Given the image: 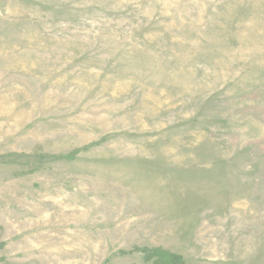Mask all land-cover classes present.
Masks as SVG:
<instances>
[{"label": "rangeland", "instance_id": "obj_1", "mask_svg": "<svg viewBox=\"0 0 264 264\" xmlns=\"http://www.w3.org/2000/svg\"><path fill=\"white\" fill-rule=\"evenodd\" d=\"M0 264H264V0H0Z\"/></svg>", "mask_w": 264, "mask_h": 264}]
</instances>
